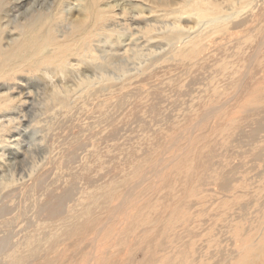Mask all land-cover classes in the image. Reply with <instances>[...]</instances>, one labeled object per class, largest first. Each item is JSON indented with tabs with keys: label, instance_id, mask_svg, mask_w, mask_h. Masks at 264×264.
Instances as JSON below:
<instances>
[{
	"label": "bare ground",
	"instance_id": "6f19581e",
	"mask_svg": "<svg viewBox=\"0 0 264 264\" xmlns=\"http://www.w3.org/2000/svg\"><path fill=\"white\" fill-rule=\"evenodd\" d=\"M33 2V0H0V82L12 81L22 74H34L35 72L48 77L57 75L68 82L73 79L75 73H79V79L76 82L74 79L73 84L61 88L54 85L52 88L54 92L52 102L67 110L66 112L74 109L72 108L74 103L71 106V103L66 100L64 92H66V96L69 98L68 95L70 93L73 94L79 89L83 98L82 106L79 108L83 111L93 103L99 102L97 106L105 102L107 104H114L110 103L114 98H117L115 107L122 109L126 100H119V98L122 96L125 98V95H129V93L132 94L134 90L138 89L137 85L140 84L144 85L143 87L146 90H149L141 99H150L149 103L152 104L148 112L153 116L155 115L154 119L158 120L160 117H164L161 116L162 114L158 115L157 112L167 99L159 98L156 100L152 97L153 93L157 92L152 89L153 84L151 80L156 76L154 72L158 71V66L160 68L169 66L173 69L177 68L176 70L179 71L183 70L180 72L181 76L176 79V83H178V86H181L183 97L190 98L182 104L190 103L188 109L193 114L185 116L182 121L167 117L162 118V121L170 124L167 127H172L174 124L186 126L195 121L201 114V110H204L207 114L201 116V122L197 126L201 132L196 136H192L196 127L189 132V146L185 145L179 152L167 155V162L163 164V170L157 171L158 177L156 180L154 179L144 184L145 179L143 177L148 171L146 168L143 170L141 166H144L145 160L149 157L144 160H138L136 156H133L131 160L132 177L129 179L133 187L136 188L144 184L145 190L146 188L147 190L156 189L158 192H161L169 188V183L173 182V179H177V184L182 183L185 179L183 183H186V187L183 193L179 195V198L176 195V199L170 200L171 196H168V198L167 196L164 198L160 196L161 199H155V201L159 202V205H153L152 200L154 199L152 196L154 195H152L150 199V196H148L147 199L149 200L146 199L144 205L136 202L137 204L130 205L131 208L128 206L127 212L130 214L126 213V216H122V221L118 223L114 220L112 229L109 228L104 234V238L108 235L110 241V243L105 244L108 247H104V244V246L100 244L98 247V235L102 233V229L107 221L113 217L110 216L103 206L107 207L108 202H112L113 195L119 191L120 187H126V185L121 183L125 182L126 184L129 179L126 181L127 178H124L125 180L122 179V182L118 181L119 183H113L112 181V183L102 185L99 184L101 180L91 182L89 179H86L88 180V182H85L87 188L77 198L74 197L73 182H71L72 185L68 191L59 195L48 191L36 200L34 206L36 217L41 221L39 227H35V224L29 223L27 226L28 232H26L21 240L18 239L17 241L14 240V232L9 230L0 236V264H58L57 258H48V256H53L55 253L56 255L59 254L62 249L60 247L63 244L65 245L67 240L69 242L70 239L75 240L77 244V242L80 243L90 234H95L97 238L96 240L94 238L91 243L89 242L88 246L85 244L87 247L84 246V249L90 246L94 249L86 255L85 258H88V260L82 261L81 264H102L103 261L100 262V260L95 262V253L101 252V249L105 251L111 247L120 254L123 249L124 251H129L131 248L129 246H137L141 243L144 245L142 251L147 252L151 250L152 254H158V250L161 253V251H164V247H170V253H173V255H169L168 261L172 260L174 262L172 258L177 256L178 264H191L189 263L191 259L194 264H200L202 259L204 264H210V260L213 259H217L219 261L218 264H264V205H260L258 208L260 212L255 216L257 221L251 217L253 219L250 221L248 229L243 228L239 231L237 229V240L235 242L240 245L230 253L218 250V241H214V238L212 241L211 237L209 238L210 242H208L211 247L208 246V243H205L207 245L203 249L197 247L199 239L202 236L200 224L197 221L202 218L196 219V230L178 228V226L184 225L187 221L184 219L187 216L185 211H188L192 207L200 211L201 208L198 207V203L193 202V199L198 200V193L204 191L209 193L212 190L211 188L216 187L219 193L225 192L230 194L234 181H237L233 176L238 171L237 169L240 170L241 168V165L232 166L225 173L219 172V166L215 163V156L219 154L217 148L221 144L213 141L208 149L204 148L201 143V138L204 141L202 134L204 126L208 125L210 121L217 119V113L219 115L225 112L226 116L228 113L231 116L232 113L231 117L234 120H230V128L229 124L224 123L225 126L221 124L226 128L223 130L224 133L228 134V132L235 128L234 124H237L236 126L239 128L242 124L241 122L244 121V116H246L248 120L256 122L258 126L254 127L257 129L253 133L250 132V135L243 136L240 134L238 144L245 146L249 140L250 148L257 145L256 137L258 133L264 132V87L261 86V84H264V0H57V2L55 1L57 4H54L55 2L50 3L48 0L49 5L45 3L40 7L34 6L35 3ZM24 7L26 9L22 12L21 10ZM12 11L16 12L17 15ZM20 13L23 16L15 18ZM134 21L140 22L139 28L135 31V37H130L127 44L121 49L126 54L127 61L133 63L130 67V65L122 63L123 60L122 62L117 61L115 55L112 53L100 52L98 47H101V43L105 37L116 36V39H121V36L125 33L124 31L130 30L131 23ZM236 33L241 34V36ZM229 50H232V52L226 54ZM220 52L221 54H219ZM224 52L225 54H222ZM209 63L213 65L220 64L204 80L194 77L188 81L189 84L187 86L184 84L185 76H192L195 74V71H204L205 74L206 66ZM150 66L153 70L149 69ZM262 71L263 76L260 77L259 75ZM230 79L232 80L230 81ZM194 92L196 94L198 92L199 95L193 96ZM11 99L10 96H0V107H8ZM142 102L144 103V100ZM134 109L137 110L136 107ZM134 112L136 113V111ZM242 114L244 115L243 117H241ZM7 115L11 117L9 114ZM221 117L222 114L218 116V120H221ZM2 118L0 120H3ZM7 121L9 123L8 118ZM18 123L15 122V124ZM20 123L22 122L20 121ZM5 127H0V130L5 132ZM9 134L11 135L12 133ZM229 145H231V142ZM256 150L255 154H251V156L256 160H261L264 155L263 149L257 150V153ZM183 153L184 155L182 156L181 154ZM223 153L225 154L224 151ZM248 154L249 152H245L244 154L243 152H239L242 158ZM71 155L70 153L63 156L64 161L66 160L65 164L70 163L68 164V168L71 167L69 168L70 172L73 170L72 166L76 161V157ZM229 155L230 153L227 154L226 160L229 159ZM96 156H99V152ZM100 157L97 159L98 162L101 159ZM0 158L3 159V155H0ZM252 163L254 162L252 161ZM259 165L262 167L261 164ZM253 170H255V167ZM73 172L74 170L71 173L73 174ZM158 180L160 181L157 183L156 181ZM247 180H252V177ZM35 186L40 187V184L36 183ZM174 188L177 187L174 186ZM106 189L108 191L103 193ZM120 190L122 191V189ZM142 190L144 191L143 188ZM231 198L228 197L226 199L228 201L225 203L228 205H214L216 208L227 206L228 210L224 212L223 216H220L221 214L219 215L211 209V218L215 220L217 217L218 220L224 219V223H227L226 226L231 223H236L237 225V222L239 225H242L241 222L248 221L249 212L247 213V210L250 209V205L248 202H242V200H245V196H239L238 199L241 202L238 205L240 206L236 205L231 208V205H229ZM118 199L120 200V198ZM164 199L165 204L162 205ZM127 200L126 203H129L130 200ZM138 201L142 202L141 199ZM3 203L0 200V222L6 220V226L9 227L11 223L10 217L8 218L10 209L6 205H3ZM110 204L107 207L109 210ZM69 205L74 206L69 207ZM93 206L95 208H92ZM160 208H165L167 210L166 213L164 209L161 212L163 211L165 214L158 212ZM153 209L157 212V215L153 214ZM209 209L204 210L208 214V221H210ZM115 211L117 212V207ZM146 211L148 212L145 221L142 219L138 220V214ZM234 211L237 213H233ZM101 213L107 215L109 219H101L103 216ZM133 216H135L134 219L132 218ZM202 216L206 215L202 214ZM131 218V223L126 229L120 230L116 228V224H122L124 220ZM134 224L136 226L133 228L132 225ZM142 224L146 226L142 228ZM45 225L48 231L44 232L41 230V226ZM132 233H135V237L130 236ZM137 235H142V238L138 240ZM205 235L208 236L207 233ZM186 237L194 239L189 242L186 240ZM254 237L256 238L254 239ZM224 240L227 241L226 238ZM190 245L193 248H189ZM75 248L73 247V249ZM133 250L137 253L140 249L134 248ZM77 254L80 253L77 252ZM195 255L196 257H194ZM83 257H81V260H85ZM138 259V256L130 255L127 258V264H144L146 260L151 263L153 262L150 257L143 258L141 262ZM110 260L112 259L110 258ZM254 260L257 262L254 263ZM112 264H117V262L114 260ZM214 264H217V262Z\"/></svg>",
	"mask_w": 264,
	"mask_h": 264
},
{
	"label": "rangeland",
	"instance_id": "374dc122",
	"mask_svg": "<svg viewBox=\"0 0 264 264\" xmlns=\"http://www.w3.org/2000/svg\"><path fill=\"white\" fill-rule=\"evenodd\" d=\"M33 1H34L33 3H35V1L37 0H33ZM49 1L50 3H54L55 1L57 2V0H54V1L49 0ZM56 2L54 4H57ZM45 3L46 5L50 4L48 0H38L34 4V6L40 7L42 4H45ZM24 9L26 8L24 7L21 11L23 12ZM14 13L15 15H17L16 12ZM21 16L23 15L20 13L15 18H21ZM15 18H13V20H15ZM139 23L140 22H137V21L132 22L130 30L124 31L125 33H123V35L121 36V39H118V38L116 39V36L105 37L101 43V47H98L99 51L112 53L113 55H115L117 61L122 62L123 60L122 63L128 64L131 67L133 63L127 61L126 54L122 52L121 49L125 44H127V41L130 37L131 38L135 37V31L137 28H139ZM238 35L241 36V34H238ZM230 52H232V50H229L226 54H229ZM219 54H221V52ZM222 54H225V52ZM220 57H223V56H220ZM219 64L220 63L213 65L209 63L206 66L207 69L205 71V74H204V71L203 72L195 71L194 75L185 76L184 84L187 86L189 84L188 81L190 79H193L194 77H199L200 79L204 80L206 76L208 77L210 73L213 72V69L219 67ZM168 67L166 66V68ZM166 68L165 66L164 68L162 67L160 68V66H158L157 67L158 71L154 72L156 76L154 75L155 77H153L151 80L153 84L152 89L157 92V93L154 92L152 97L156 100H158L159 98L167 99V101L160 106V109L158 110L157 114L158 115L162 114L161 116L167 117L169 119L171 118V119L182 121L184 120L185 116L193 114V112L188 109L190 103L185 104V105L182 104L185 100L187 99L189 100L190 98L183 97L181 86H178V83H176V79L181 76L180 72H182L183 70L179 71V70H176L177 68L173 69L171 67H169L168 69ZM149 69L153 70L151 66L149 67ZM259 76L260 77L263 76V71L260 73ZM21 77L24 79H22ZM79 77H80V74L75 73L73 76V79L67 82L57 75H52L48 77L42 74L40 75L35 72L34 74L33 73L22 74L17 77L18 79L16 78L17 80L15 79L12 81H1L0 82V96L6 95L12 98L11 103L8 104V107L7 106L0 107V118L3 117L2 118L3 120H0V127L2 126L5 127L6 125L5 132L4 131L2 132V130H0V137H1L0 138V141H1L0 142V155H3L4 157L3 159L0 158L2 159L0 160V200L4 202L3 205H6L7 207H9L10 214L8 218L10 217L9 220H11L9 227L6 226V222H5L6 220L4 221L5 225L3 221L0 222V236H2L5 232H8L9 230V231L14 232L15 234L14 240L17 241L18 239L21 240L25 236L26 232H28L27 226L29 223L35 224L34 225L35 227H39V225L41 224V221L36 217L34 205H35L36 200L39 197H42V195H45L48 191L53 192L56 195L62 194L68 191L69 187H71L72 185L71 182H73L74 197L77 198V197H80L81 194L87 188L85 182L86 181L88 182V180L86 179H89V181L91 182L101 180V183L98 182L100 185L112 183V181L113 183H119L118 181H121L124 178L125 179L127 178L126 179L127 181L129 178L132 177L131 175L132 166L130 163H132L131 160L133 156H136L138 160H144L149 157L147 160H145L144 166L143 165L141 166L143 170H145L146 168V170L149 172V173L146 172L147 173L145 175L146 177L145 176L143 177L145 179V180L143 179L144 184H146L148 181H153L154 179L156 180L158 177L157 171L160 172L159 170H163L162 168L163 164L167 162V159H168L167 155L169 156L170 154H173V152L175 153L179 152L182 149V147H184L185 145L189 146L190 140L188 138V134L192 129L196 127L192 136H196L201 132V130L197 126L201 122V116L204 114H207V112H205L204 110H201L200 111L201 114L195 119V121L192 124H189L186 126H178V124H174V126L172 127H167V126H170V124L167 123L166 121H162V118L164 117H160L161 120L160 119L155 120L154 119L155 115L153 116L152 114L148 112L149 107L152 103H149L150 99L147 100V99H141V98L144 97L145 93L149 90L148 89L146 90L143 87L144 85H140V84L137 85L138 89L134 90L132 94L129 93V95L127 94L128 96L125 95L128 99L126 97L124 98V96L119 98V100L120 99L126 100V103L124 104V107H123L124 109L123 108L117 109L115 107L117 98H114L112 99V102H110L114 104H107L105 102L102 105L97 106L99 102L93 103L89 106V108L86 109L87 111L86 110L83 111L79 108L80 106H82V101H83L81 92H79L80 90L78 89L77 92H74L73 94L70 93L68 95L69 98L66 96L67 95L66 92H64V96L66 100L71 103V106H72V103H74L72 106V108L74 109H72V111L70 112H66L67 110L63 109L59 105L52 102V97L54 94L52 88L54 85H56L58 88H61L63 86H68L70 84H73L74 79L76 82L79 79ZM226 79H229V78H226ZM231 80L232 79H230V81ZM261 86L264 87V84H261ZM198 95H199L198 92L197 94L195 92L193 94V96H198ZM143 100H144V103L142 102ZM134 107H136L137 110L135 109L133 110ZM134 111H136V113ZM7 114H9V116L11 117H8ZM221 114H222L221 120H218V116ZM223 114H224V117H223ZM219 115L217 113V119L213 120L214 122L210 121L208 125L204 126V130L202 131L204 141L201 138V143L203 144L205 149H208L211 146L213 141H216L217 143L221 144L217 148V152L219 154L215 156L216 157L215 163L219 166V172L225 173V171L227 172L228 169L231 168L232 166L236 167V166L241 165L240 170L237 169L238 171L235 173V175L236 174L237 175L233 176V178L237 179V181H234L230 194L225 193V192L219 193L218 188L216 187H215L216 189L211 188L213 191L211 190L209 193H206V191H204L205 194L204 192L198 193L199 195L198 200L193 199V202L198 203L199 205L198 207H200L202 210L200 209V211H197L194 207H192L188 211H185V214L187 215L184 218L187 220L185 223L186 225L185 224L180 225L178 226V228L182 227V228H188L190 230H196L195 228L197 227V222H198L200 224V232L202 233V236L199 239L200 241L198 242L197 247L203 249L205 245H207L205 243L210 242L209 238L211 237L212 241L214 238V241L217 240L218 243L220 244V245L217 244L218 250L227 251V253H230L236 250L240 245L237 242H235V240H237V232H236L237 229L238 231L243 228L248 229V225H250V221L253 218L255 219V216L258 215L257 213L260 212L258 208L260 207V205H264V183H263L264 173H262L264 171V167H263L264 166L263 164L264 155L261 158L262 161L260 159L256 160L253 156H251V154H255V149L257 150L263 149L262 151L264 153V135H263L264 132L258 133L256 137L257 147L252 146L250 148L249 140L247 141L248 144H246L245 146H242L238 144L240 134L244 136V135H248L250 132L253 133L257 129L254 127H257L258 124L254 121L248 120V118H246V116L242 114L241 117L244 116L243 118L244 121L241 122L242 124L239 126V128L238 126H236L237 124H234L235 128L232 129L230 132H228V134L227 133L225 134L223 131L226 129L224 128L225 124H229V128H230V122L234 119L233 117H231L232 113H231V116L229 113H228L229 116L228 115L226 116L225 112H222ZM7 118L9 120V123L7 121ZM20 121L22 123H20ZM221 121L223 122L220 123ZM15 122L16 123L19 122V123L15 124ZM211 124L213 125L214 129L213 127H211L212 126ZM221 124L224 126H222ZM226 126L228 127V125ZM9 133H12V134L10 135ZM230 142H231V145H229ZM199 147H201V145H199ZM257 150H256V153H257ZM223 151L225 152L226 155L223 153ZM98 152H99V156L97 157L96 155L98 154ZM239 152L240 153L243 152V154L245 152H249V154L242 158L240 157ZM70 153L76 157L75 164L72 166L74 170L73 174L71 173L73 170L71 172L69 171L70 170L69 168L71 167L68 168L69 166L68 164L70 163L65 164L66 160L64 161L63 159V156H66ZM229 153H230L229 159L226 160V156ZM181 155L183 156L184 153ZM99 157L101 159L98 162L97 159ZM250 159L252 160L250 161ZM252 161L254 163H252ZM259 164H261L262 167ZM160 166L162 169L160 168ZM225 166H230V167H225ZM252 167L253 169L255 167V170H253ZM248 168H250L251 170ZM260 172L263 174V176ZM70 175L74 176L75 178L71 177ZM257 176L260 178H258ZM13 177H15V179H13ZM251 177H252V180H247V179H250ZM24 179L26 180V182H24L25 181ZM159 181L160 180L156 182L158 183ZM127 182L129 183V185ZM127 182L126 184L125 182L121 183V184L126 185V187L125 186L120 187V189H122L123 192L119 189V191L113 195L115 199L112 198V202H108V204L111 203L110 205L115 208L112 207L113 208L112 209L111 206H109L110 207V210H109L107 208L108 204H107V207L105 205L103 206L105 210L109 212L110 216H113V217L109 219L107 215H103L101 213V215H103L101 219L107 218L109 220L107 221L106 225L103 227L102 233L98 235V240H97L98 247L100 246V244L105 245V244L110 243L108 235H106V237L104 238V234L109 228L112 229L114 220L118 223L122 221L123 219L122 216H126V213H129L127 212L128 206L130 205L132 206L137 203H139L140 205H144L148 196H150L149 197L150 199L152 195H154L152 196L154 199L152 200L153 205H159L158 204L159 202L155 201V199H159V198L161 199V197L164 198L166 196L168 198V196H171L170 200H174L177 198V196L179 198V195L183 193L186 187V183L182 182V183H179L180 184L179 185L177 184L178 183L177 179H173V182L169 183V188H167L166 191L164 189L161 192H158L156 189L147 190L146 188L145 190L144 184H142L139 187L137 186L138 188L137 187L135 188L131 185L132 183L130 179ZM36 183H39L40 187L38 186L36 187L35 186ZM174 186H176L177 188H174ZM142 188L144 189V191L142 190ZM107 191L108 190L106 189L104 190L103 193ZM149 192H152V193H149ZM172 193L174 196L172 195ZM200 194H201V198H200ZM139 196L141 197L139 198ZM239 196H242V197L245 196V200H242V202H246V203L248 202L250 205L249 207L250 209L247 210V213L249 212L248 221L241 222L242 225H239L237 222V225L236 223H231L226 226L227 223H224V219L218 220V217H217L215 220L211 218V212H210L211 209H213L214 212L216 211L217 214L219 215L221 214L220 216H223L224 212L228 210L227 206L226 207L221 206L220 208H216L214 205H218V204L228 205L227 203H225L228 201L226 199H228V197L229 198L232 197L229 205H231V208H233L236 205L240 204L241 200L238 199ZM118 198H120V200ZM127 199L130 200L129 203L128 202L126 203ZM140 199L142 202L138 201ZM190 199H192V197H190ZM164 204H165V199L162 202V205ZM71 206H74V205H69V207ZM116 207H117V212L115 211ZM92 208H95V207L93 206ZM163 209H164V212L166 213L167 210L165 208H160V210L159 211L157 210V211L161 212V210ZM206 209H209L210 221H208V218H207L208 214L204 211ZM236 211H234L233 213L238 212ZM147 212L148 211L138 214L139 215L138 220L142 219L143 221H145V218L147 217L146 216ZM164 212L162 211L161 214H163ZM153 214L157 215V212L154 209H153ZM202 214H205L206 216H202ZM132 218L134 219L135 216H133ZM132 218L124 220L125 223L123 222L122 224H116L117 226L116 228H119L120 230L126 229L128 225L131 223ZM197 218H202V219H198V221L196 222ZM255 220L257 221V219ZM188 222H189V226H188ZM134 226H136V224L132 225L133 228ZM145 226L146 225L144 224L142 228ZM191 227H193L194 229ZM41 230L44 232L48 231L47 226L46 225L41 226ZM205 233H207L209 237L206 236ZM16 236L17 237L19 236V237L17 238ZM130 236L135 237V233L130 234ZM140 236L137 235L138 240L139 238H142V235ZM94 238L95 240L97 238L95 234H90L89 236L87 235L85 239H83V241L80 242L82 245L79 242H77L76 244L75 240L70 239V242L67 240L65 245L63 244V246L60 247L62 249L59 254L56 255L55 253L53 254V256L49 255L48 258H57L58 264H62V263L63 264L65 263L66 264H76L77 262H78L77 264L79 263L81 264L82 261L88 260V258H85L86 255H88L91 252V250L94 249L92 246L84 249L85 247L88 246L89 242L91 243L94 240ZM225 238L227 239V241L225 240L223 241V239ZM255 238L256 237H254V239ZM193 239L194 238L192 237H189V238L186 237V240H188L189 242ZM85 244L87 246H85ZM208 246L211 247L210 244ZM73 247L74 248L76 247V248L73 249ZM104 247L107 248L108 246L105 245ZM129 247H131L129 251H124L123 249L121 251L122 253L120 254L117 253V251H115L111 247L105 251H102L101 249V252L95 253V262L100 260V262L103 261L102 264L104 263L112 264V262H114L115 260L117 264H127V258L130 255L131 256L136 255L139 258L138 259L139 262L143 261V258H148V257H150L153 261L151 263L150 261L146 260L144 264H150V263L151 264H157V263L158 264H164V263L165 264L166 263L167 264H172V263L178 264L179 263L177 256H174L172 258L174 262H172V260H170V262L168 261L169 255L170 256L173 255V253H170V247H164L163 248L164 251H161V253L158 250L159 252L158 254H152L151 250L147 252L142 251L144 249V245L142 243L137 246L131 245ZM190 247L191 245L189 246V248ZM134 248H137V250L138 249L140 250L136 253V251L133 250ZM62 250H63V253H62ZM77 252L80 254L82 253V254L81 255L77 254ZM83 254H84V257H83ZM113 254H114V257H113ZM77 256L80 260L77 258ZM81 257H83L85 260L83 259L81 260ZM194 257H196V255ZM110 258L112 260H110ZM75 259H77L78 261ZM202 262L200 264H204L203 259H202ZM216 262L217 264L219 263L217 259L210 260V264H214ZM255 262L257 261L254 260V263ZM189 263L194 264L192 263V259Z\"/></svg>",
	"mask_w": 264,
	"mask_h": 264
}]
</instances>
